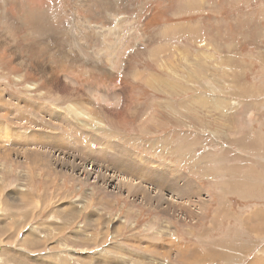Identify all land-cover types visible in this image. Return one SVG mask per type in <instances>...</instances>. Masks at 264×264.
<instances>
[{
  "label": "rangeland",
  "instance_id": "rangeland-1",
  "mask_svg": "<svg viewBox=\"0 0 264 264\" xmlns=\"http://www.w3.org/2000/svg\"><path fill=\"white\" fill-rule=\"evenodd\" d=\"M263 225L264 0H0V264H252Z\"/></svg>",
  "mask_w": 264,
  "mask_h": 264
},
{
  "label": "crops",
  "instance_id": "crops-1",
  "mask_svg": "<svg viewBox=\"0 0 264 264\" xmlns=\"http://www.w3.org/2000/svg\"><path fill=\"white\" fill-rule=\"evenodd\" d=\"M58 135V134H57ZM43 138L44 139H46L47 140V142H48V145L50 146V147H48V148H50V149H55V146H59L60 148H61V145L62 144H64L62 141H61V138L60 139H56V138H54V137H50V133L49 132H47V133H45V134H43ZM62 143V144H61ZM65 145V144H64ZM74 147H75V145H73ZM54 147V148H53ZM64 150H66L65 148H64ZM191 158V157H190ZM51 159V158H50ZM49 162L51 163V164H55V161L52 159V162L49 160ZM123 162V161H122ZM56 165V164H55ZM90 165V164H89ZM121 168L123 169V170H126V168L124 167V165H122L121 166ZM48 169H51V168H48ZM108 169V168H107ZM108 170H110V169H108ZM159 173V175H164V176H173L174 175V178H173V180H176L177 178L179 179L180 177H182V175L181 176H178V175H180V174H182V173H187L186 171H183V172H177V171H175V170H173V169H171V168H167V169H165V170H162V172H158ZM124 176V175H123ZM183 179H185L184 177H182ZM160 179V178H159ZM177 179V180H178ZM189 181H190V179H189ZM163 181H161L160 180V183H159V185L162 183ZM150 185H152V184H150ZM147 187V186H146ZM158 187V186H157ZM192 187H194L193 186V184L191 183V188ZM150 188V187H149ZM196 188V192H198L200 189H199V187H195ZM172 190V192L173 193H176V192H178L179 190H178V185L176 186V187H174L173 189H171ZM203 190V189H202ZM169 193H170V191H169ZM183 193V192H182ZM195 193V192H194ZM182 197H184V196H182ZM65 204V203H64ZM222 211V210H221ZM218 219H219V217H218ZM218 221V220H217ZM216 221V222H217ZM263 227H264V225H263ZM184 231H186L185 229H183ZM215 231H218V229L217 228H215ZM185 233V232H184ZM253 240H255L256 242L254 243L253 241L252 242H250L249 244H246L245 242H241V243H239L238 244V248H239V251L240 252H242V254H241V259H244L245 257H248V256H252V255H254V253L257 251V250H259V253H257L255 256H264V251H262L261 249H264V236H261V237H259V238H257V239H253ZM230 248V244L227 242V241H224V240H221V241H218L217 243H216V249H217V251H219V252H221V251H224V250H226V249H229ZM208 260H209V258H208ZM260 260V257H257V260L256 259H253L252 260V264H262V262L264 263V261H261ZM240 262V260H235L232 264H238Z\"/></svg>",
  "mask_w": 264,
  "mask_h": 264
},
{
  "label": "bare ground",
  "instance_id": "bare-ground-1",
  "mask_svg": "<svg viewBox=\"0 0 264 264\" xmlns=\"http://www.w3.org/2000/svg\"><path fill=\"white\" fill-rule=\"evenodd\" d=\"M22 78V77H21ZM48 78V77H47ZM53 78V77H52ZM48 80H49V78H48ZM55 80V79H54ZM49 81H51V79L49 80ZM87 92H88V95H87ZM94 92H92V90L90 89V88H88L87 89V91L86 92H84V93H81L80 94V92L79 91H77V90H71V92L70 93H68V94H65L64 95V99H73V100H76V99H74V98H77V99H83V97H86L87 98V96H88V99L85 101V100H83V102H87L88 104H85L84 106H83V108H82V110L84 111V110H88V109H90L91 111H93V112H98V110H101V109H98V106H96L95 104H94V101H95V99L93 98L94 96H92V94H93ZM49 96V95H48ZM100 98H102V100H103V102L104 101H106V97L104 98V97H100ZM49 100V99H48ZM82 102V101H81ZM80 104V103H79ZM78 109V108H77ZM90 111V112H91ZM82 114V113H81ZM83 116V115H82ZM5 133H6V131H5ZM7 141V140H6ZM79 162H77V164H78ZM82 163V162H81ZM82 166H83V164H82ZM82 166H79V167H81L82 168ZM91 167H93V166H91ZM84 168V167H83ZM92 169H94V167L92 168ZM102 169V168H101ZM109 172V171H108ZM100 173V172H99ZM111 173V172H110ZM112 174V173H111ZM91 175V174H90ZM116 176V175H115ZM98 177V176H97ZM102 177V176H101ZM114 176L112 175V177L110 176V177H102V178H104V179H106V180H108L109 181V179L110 178H113ZM112 181V180H111ZM114 181V180H113ZM122 184V183H121ZM125 184V183H124ZM118 188V187H117ZM121 188V187H120ZM122 189H124L123 187H122ZM229 257V256H228Z\"/></svg>",
  "mask_w": 264,
  "mask_h": 264
}]
</instances>
